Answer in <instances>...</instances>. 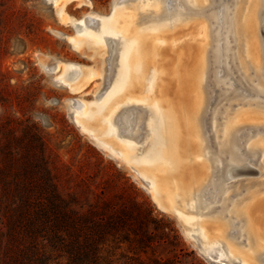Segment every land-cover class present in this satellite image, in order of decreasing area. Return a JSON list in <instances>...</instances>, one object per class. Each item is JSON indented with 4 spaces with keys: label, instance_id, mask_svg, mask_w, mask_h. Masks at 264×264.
I'll use <instances>...</instances> for the list:
<instances>
[{
    "label": "rangeland",
    "instance_id": "rangeland-1",
    "mask_svg": "<svg viewBox=\"0 0 264 264\" xmlns=\"http://www.w3.org/2000/svg\"><path fill=\"white\" fill-rule=\"evenodd\" d=\"M132 1L0 0V178L11 183L9 196L4 197L6 200L1 198L0 218L5 212L13 214L20 208L28 181L23 171L33 170L38 176L39 165L70 211L110 232L101 246L102 264H240L238 258L230 262L225 249V241L241 248L247 244L241 231L243 220L229 213L232 203L253 188L262 187L252 198L260 200L254 217L264 223V97H258L256 90L264 92V80L259 77L261 70L264 73V0L251 4L254 42L247 60L241 55L243 47L239 49L238 42L236 45L231 37L229 19L235 16L234 29L238 30L247 15L249 0H245L246 4L208 0L203 9L193 12L185 10L183 0H162L161 20L169 22L185 15L189 18L169 32L166 40L159 35L149 37L151 45L158 47L155 54L162 56L163 61L149 59V74L159 71L161 63L160 69L167 66V71L163 69L161 89L154 86L147 94L145 82L142 96L147 101L151 98V104L155 102L153 95L159 93L169 95V99L186 96L187 89L179 85L174 72L178 65L179 74L187 66L196 73V89L191 97L196 99L197 91L202 89L201 96L205 99L199 120L200 136L196 129L189 132L186 137L191 140L190 146L184 149L192 147L188 150L189 161L192 159L202 167L200 177L193 175L196 180L193 178L191 196L200 204L194 218H202L216 238L220 236L216 226L229 221L224 226L227 230L224 240H219L216 250L208 255L199 250L202 242L182 218L183 213H189L186 208H180V212L160 203L163 208L159 209L158 197L151 198L145 189H150L152 180L141 171L138 174L130 171L126 166L138 168L122 157L113 142L106 141V134L97 132L103 136L99 141L87 131H80L74 122L76 112L82 114L87 106L105 95L115 73L117 39L106 32L96 45L86 32ZM237 54L239 60L235 58ZM55 64L59 65L56 70ZM81 70L78 81L73 83ZM91 71L93 76L85 79ZM66 83H73V90ZM229 88L233 89L229 96L221 95ZM130 103L122 110L112 106L108 112L104 111L100 124L105 128L104 122H112L114 133L110 138L137 145L142 154H147L151 149L145 148L148 106L133 100ZM94 111L91 107V112ZM194 111L197 117L199 110ZM236 112L239 121L231 131L241 134L238 143L243 151L238 155L227 150L216 129L223 123L225 113ZM259 140L261 146H256ZM193 143L203 155L195 152ZM204 153L210 157L209 161ZM132 173L139 175V180ZM217 214L223 215V220H215ZM5 245V238H0V252Z\"/></svg>",
    "mask_w": 264,
    "mask_h": 264
},
{
    "label": "bare ground",
    "instance_id": "bare-ground-1",
    "mask_svg": "<svg viewBox=\"0 0 264 264\" xmlns=\"http://www.w3.org/2000/svg\"><path fill=\"white\" fill-rule=\"evenodd\" d=\"M238 1H243L244 3L246 2L245 0H236L235 2L237 3ZM255 1L256 0H249V2L247 1L248 3L246 6L248 7L245 10V15L247 14V18L243 16L242 23L238 30L234 29L235 16L233 15L229 19L232 27L231 37L235 41L236 45L238 42L239 49L243 47L241 55L245 60H247V53L249 52L251 54L252 43L254 42L251 35L253 31L251 25L253 7H251V4H254L253 2ZM183 2L185 3L184 8L187 12L201 10L205 5L208 4V0H183ZM163 12L164 5L162 0H134L116 9L109 17L100 19L94 29H90L86 32V36L89 38V40H94L93 42L96 45L100 44V42L103 40L102 36L106 32L117 39L118 44L116 47L113 66L115 73L113 74L110 87L105 95L100 100H96L92 105L87 106L85 112L82 114L76 112V115H74V122L80 131H87L97 140L103 139L102 137L106 134V137H108L106 141L108 142L110 140L113 142V144L118 147V151L122 157L124 156L125 159H130V161H132L138 169L128 166L126 167L130 171L131 169L134 170L137 174L141 171L152 180L150 189H145L146 192L148 191L150 193L151 198L153 197L155 199L156 196L158 197L157 199H159V209L163 207L166 208L169 205L176 208L175 210H179L180 208L183 210V208H186L189 213L186 215V210L184 209L185 211L183 212L185 213L182 214V218L189 224L191 233H193L202 242V248L199 246V250L204 253L206 252L205 254L208 255L216 250V244L219 240H224V237L227 234V230H225L224 226L229 224V221H225L222 224L219 223V225L216 226V229L219 231V233H215L220 235L219 238L218 236L216 238L212 236L210 230L211 228L209 225L203 222L202 218H194L193 216L196 210L200 208V204L194 202V199L191 196V189L193 187L192 185L196 180L193 175L195 176L197 174L199 176L202 171L200 170L202 167H200L201 165L199 166L198 164L192 162V159L189 161L188 153L190 151L188 152V150H191L192 147L189 149L186 148V150L184 148L185 146H190L191 140L186 137L189 135V132L196 129L199 136L201 133L199 120L201 110L204 108L203 105L205 102V99L203 100L201 96L202 89L197 91V95L195 93V95L198 97H196L197 100L194 98L195 96L191 97V94H193L194 90L196 89V73L194 74L190 72L188 66L186 70L182 71V74H179L180 68L178 65L174 68V72L177 74L176 78L179 85L185 87V90L187 89V93L185 94L186 96L179 97V99H174L175 97L169 99V95L166 97L165 95L159 93L157 96L153 95L155 102L151 104L149 102L151 98L149 99L148 97L149 100L147 101V99L142 96V88L145 82L148 84L145 89V91L148 92L147 94L153 91L154 86L156 89L160 90L161 86H163L162 81L165 77L163 69L167 71V66L163 67L166 64H164L162 66L163 68L160 69L161 64L163 63L162 56L155 54V51L157 52L158 47L156 49L154 44V46L151 45V38L149 39L150 35H154L155 37L159 35L162 36V39L166 40L168 39V34H170L169 32L177 29L178 26H180L179 23L182 25L183 22L189 18V16L186 17L187 15H185L183 17L177 16L169 22L163 21L161 20ZM244 20H247V23L244 22ZM152 40H154V38ZM173 40H175V38ZM234 53L236 54V52ZM151 58H154V60L156 59L155 61L158 63L162 61L160 67L158 68L159 71L156 68L157 71H155V73L153 72V75L149 74L150 68H148V62L149 59L151 60ZM235 58H238L239 60L240 55H235ZM154 60L153 63L155 64ZM197 61H195V63ZM201 62L202 61H200V63ZM58 67L59 65L55 64V70L58 69ZM152 68L154 69V67ZM81 72L82 70L79 71L76 79L72 81L73 83L78 81L80 75L82 74ZM61 75H59L58 78H61ZM92 76L93 72L91 71L86 75L85 79H90ZM73 83H66V85L72 89L71 87ZM201 87L203 88V85ZM256 90L257 93H261L259 92L260 89ZM176 98L178 97L176 96ZM132 100L141 102L148 106V108L145 110V113L148 115L146 123L148 132L145 148L151 147V149L147 154H142L140 151L141 148L137 145L131 143H122L120 141H116L114 138H110L111 134L114 133L112 122H104L107 124L105 128L103 127V124H100V122L102 123L104 119V111L112 108V106H115L118 110H122L125 107H129ZM91 107H94L95 109L93 113L91 112ZM195 108L199 110L197 117H194ZM116 109H113L114 112H116ZM112 112H110L109 115ZM192 113H194V115H192ZM95 114H97L96 117L94 116ZM236 116L237 112L230 114L225 113L223 123L220 126L217 125L216 128L219 129V132L223 137L222 142L225 140V143H223L224 146L232 153H235L232 143L234 134H236V132L231 131V128L234 123L239 121ZM140 121L141 119L138 117L137 122L140 123ZM97 132H100V134L103 136L100 137L99 133L97 134ZM195 142L197 141L195 140ZM261 143L262 142L259 140L256 146H261ZM194 145L195 146H193V148L196 147V144ZM108 146L112 149L111 144H108ZM196 148L198 150V147ZM197 150L195 149V152L200 154L199 150ZM191 153H193V151ZM199 154L197 156H199ZM204 154L206 161H209L210 157L208 154ZM231 167L234 168L236 172L239 171L237 165L235 166L232 164ZM137 174L134 175L132 173V176L136 179V181L139 180L137 178L139 175ZM201 175L202 174H200V176ZM230 175H232V173ZM230 175H226V177L229 178ZM189 177L192 179L194 178L195 180H191ZM139 183L141 184V182ZM261 188L262 187L258 186L253 188L250 193L244 195L232 203L229 213L233 212L235 217H239L243 220L241 231L242 234H244L247 238V244L245 247L241 248L239 244L236 245L231 241H225V249L230 262L237 258L240 264H257L258 260L261 264V262L264 261V223L262 220H258L257 217H254L257 210V205L259 204L260 200H258L259 198L257 199L256 197L252 198L257 191L261 190ZM256 199L258 201H256ZM160 203L163 205V207H161ZM225 205L226 204H223V206ZM181 210L179 211L181 212ZM213 218L215 220L218 219L221 221L223 220V215L217 214Z\"/></svg>",
    "mask_w": 264,
    "mask_h": 264
},
{
    "label": "trees",
    "instance_id": "trees-1",
    "mask_svg": "<svg viewBox=\"0 0 264 264\" xmlns=\"http://www.w3.org/2000/svg\"><path fill=\"white\" fill-rule=\"evenodd\" d=\"M37 168L38 176L33 170L23 171L28 181L20 208L1 215L0 238L6 245L0 264H102L101 246L110 232L70 211L44 168ZM10 184L0 178V207Z\"/></svg>",
    "mask_w": 264,
    "mask_h": 264
},
{
    "label": "flooded vegetation",
    "instance_id": "flooded-vegetation-1",
    "mask_svg": "<svg viewBox=\"0 0 264 264\" xmlns=\"http://www.w3.org/2000/svg\"><path fill=\"white\" fill-rule=\"evenodd\" d=\"M218 63H219V60L215 62L216 65H218ZM259 77H260V79L262 81L264 80V73L262 72V70L259 73ZM232 90H233L232 88H229V90H227L226 92L222 93L221 95L227 97V96H229L230 91H232ZM258 95H259V97H264V92L258 93ZM240 137H241L240 133L234 134V137H233L232 145H233L234 152L237 155L240 154L243 151L242 149L239 148V144L240 143H238V142H239Z\"/></svg>",
    "mask_w": 264,
    "mask_h": 264
},
{
    "label": "water",
    "instance_id": "water-1",
    "mask_svg": "<svg viewBox=\"0 0 264 264\" xmlns=\"http://www.w3.org/2000/svg\"><path fill=\"white\" fill-rule=\"evenodd\" d=\"M248 169H250V168H248Z\"/></svg>",
    "mask_w": 264,
    "mask_h": 264
}]
</instances>
